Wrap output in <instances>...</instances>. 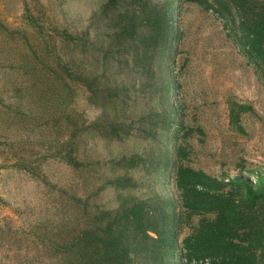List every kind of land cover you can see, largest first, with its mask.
I'll return each instance as SVG.
<instances>
[{
	"label": "trees",
	"instance_id": "16d2710c",
	"mask_svg": "<svg viewBox=\"0 0 264 264\" xmlns=\"http://www.w3.org/2000/svg\"><path fill=\"white\" fill-rule=\"evenodd\" d=\"M186 1L230 26L264 82V0ZM177 8V0H105L83 31L60 32L73 50L98 63L78 72L77 79L88 102L105 116L75 128L66 141L65 162L89 174L87 185L100 183L93 195L68 196L79 218L48 242L57 264H264V172L216 178L181 162L187 150L176 141L194 129L179 121L171 99ZM254 112L251 104L228 102L229 123L239 132H244L242 115ZM80 134L109 142L137 136L151 147L90 161L78 154ZM172 159L181 204L156 189L139 195L145 177H164ZM102 191L114 194V206L96 201ZM183 224L191 231L179 240Z\"/></svg>",
	"mask_w": 264,
	"mask_h": 264
},
{
	"label": "rangeland",
	"instance_id": "374dc122",
	"mask_svg": "<svg viewBox=\"0 0 264 264\" xmlns=\"http://www.w3.org/2000/svg\"><path fill=\"white\" fill-rule=\"evenodd\" d=\"M104 1L0 0V264H57L48 242L79 218L70 195H93L100 183L87 185L89 174L74 171L64 159L72 130L105 116L88 102L77 79L78 72L98 63L73 50L60 32L83 31ZM177 5L171 99L179 121L194 129L187 136L179 133L176 142L187 150L181 162L216 178L264 172V82L225 21L196 2L177 0ZM231 100L254 108L241 117L244 132L229 123ZM77 140L79 156L90 161L151 147L137 136L109 142L80 134ZM173 162L164 177H145L138 194L156 189L180 205ZM95 199L115 205L112 192ZM190 231L188 224L178 228L179 240Z\"/></svg>",
	"mask_w": 264,
	"mask_h": 264
}]
</instances>
